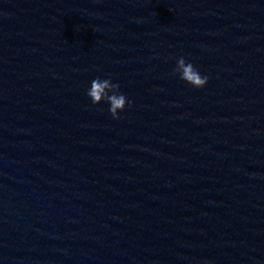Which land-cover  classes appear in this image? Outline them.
<instances>
[{
  "label": "water",
  "instance_id": "1",
  "mask_svg": "<svg viewBox=\"0 0 264 264\" xmlns=\"http://www.w3.org/2000/svg\"><path fill=\"white\" fill-rule=\"evenodd\" d=\"M0 264H264V0H0Z\"/></svg>",
  "mask_w": 264,
  "mask_h": 264
},
{
  "label": "clouds",
  "instance_id": "2",
  "mask_svg": "<svg viewBox=\"0 0 264 264\" xmlns=\"http://www.w3.org/2000/svg\"><path fill=\"white\" fill-rule=\"evenodd\" d=\"M172 73L194 89H202L208 83V76L183 56L176 58ZM85 95L92 106L106 105L113 119H118L121 113L132 107V101L121 91L120 85L111 79L110 74L91 79L85 86Z\"/></svg>",
  "mask_w": 264,
  "mask_h": 264
}]
</instances>
